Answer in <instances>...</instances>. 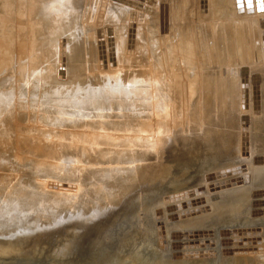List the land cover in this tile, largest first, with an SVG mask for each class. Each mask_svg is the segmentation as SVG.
Returning <instances> with one entry per match:
<instances>
[{
	"label": "bare ground",
	"instance_id": "obj_1",
	"mask_svg": "<svg viewBox=\"0 0 264 264\" xmlns=\"http://www.w3.org/2000/svg\"><path fill=\"white\" fill-rule=\"evenodd\" d=\"M107 1H110V6H107L109 3L106 5L103 18L109 24L108 26L100 27L95 22L82 26L79 20L78 7L83 3L85 5L84 7L96 13L95 11L98 7H103L104 0H0V39L6 36L10 43L17 44L14 50H10L6 47H1L0 40V48L4 51L0 54V145L2 148L5 147L7 142H10L16 132L10 123V119L13 116L10 108L12 105L15 106V102H17L15 101L16 98L25 94V91L32 96H35V91H42L43 94L52 96L47 99L51 100V102L55 101L57 103L56 107L58 106L57 110L56 107H53L55 103H51L54 104L52 108L48 104L50 109H55L54 117H52L53 113H49L52 115L50 117L47 112H44L45 110L42 111L36 108L37 112L33 111L35 108L33 102L37 100L38 96L35 97L36 99L34 98L35 100L32 98L33 101L31 103L33 104L30 106L33 107V110L24 112L27 109L21 111L20 107H18L21 114L30 122L28 128L30 127L31 129H29L38 135H44L43 133L45 131H49L50 135H55L58 138L63 135L64 127L69 126L70 132L68 134L70 133L74 136L71 142L72 145L77 147L80 139V143L83 144L82 148L84 147L86 151V160L88 163L95 161V165H84L86 166L85 170L102 166L104 163L102 160L108 156V153H110L109 148L111 147L105 142L106 137L109 136L108 138L112 139L120 138L112 137V133L115 130L117 132H132V134L130 133L131 135L126 136V143L124 144H130L132 142L134 144L133 146L141 144L139 140L140 136H136L137 133L141 135L152 134V139L147 141L144 146L146 155H152L161 152L164 138H169L171 145L174 147L177 146L175 145L177 138L189 140L190 136L183 135V132L188 131L194 134L200 131L206 134L207 137L214 136L215 131L211 125L217 123L222 124L221 130L218 129L217 131V136L223 144L222 148H225L227 136L232 133L231 129L235 127L231 128L233 119L230 115L231 112H229L231 109L222 113L216 108L219 103L217 104L215 101L221 97L225 99L227 95H230L229 105H231L232 112L237 115L235 117L237 126L238 124L243 125L242 128H238V131H240L239 136L245 138L247 134L249 135L251 129H257L258 126L256 124L264 121V112L251 111L255 115L254 117L250 114L251 109H246L247 105L245 103L247 102V97L245 98L244 95L246 92L244 88L246 87L247 89L248 84H264V75L261 73V69L264 67V0H188L189 2H186L181 10L180 7L178 10L174 9L169 15L167 9L162 5L163 0ZM133 19L135 21H132ZM141 21L146 23L145 25L147 26L143 36L141 34L143 31L141 29L142 27L137 24ZM237 25H242V27L246 28L244 32L248 38V46L246 47L244 55L238 53L233 57L235 58L233 59V63L235 64L230 68L223 69L221 67L226 66L223 64V59L217 60L218 62L215 63L213 62L212 65L214 66L211 65V60L208 59L210 63H201L200 66L197 63L198 57L200 58V51L196 50V45L200 43L202 50H206L209 46H207V42L209 44L212 43L210 39L213 35L209 33L211 29L214 30H212L214 33L218 34V30L222 28L226 37L233 38L236 35L235 29ZM83 35L88 36L84 37ZM228 43L230 42L228 41ZM210 51L212 52V50ZM87 54L91 57L88 64L85 63L87 65L84 67L80 66L79 63L75 65L76 60L80 62L82 56L86 60ZM211 56L213 57V55ZM104 59L106 63L104 64L106 67L105 71L103 70L104 67L101 68L102 70L99 69L100 61L103 63L102 60ZM256 59H259V61L257 65H254L252 62ZM194 61L198 64L195 66L200 69V72L194 69V71H191H196L195 73L185 77L183 74L184 71L188 70L189 65L194 63ZM129 66L137 67L142 76L138 75L124 79V68ZM76 68L84 69L87 75L86 78H93L95 85L85 83L83 79L78 77L74 73V69ZM10 69L12 73L9 71ZM227 69L233 70L230 73L233 74L231 77H227L229 74L224 72ZM201 70H207V72L201 73ZM96 71L102 72H99L100 75H97L96 73L98 72ZM211 71H216L217 75L211 76ZM135 73L133 72L132 74L135 75ZM164 73L171 75V82ZM16 75L18 76L17 80L15 79ZM65 77L68 78L63 80ZM196 77H202V87H200L197 96L193 98L191 97L192 95L190 96L188 94L190 92L187 89L195 86ZM167 82H170L169 84L172 87L173 95L172 110L168 114L170 115L169 125L166 123L163 124L161 116H158L159 118L154 121L141 122L139 119L142 118L140 115L143 112V107L150 100L153 99V101H156L154 103L158 108V113H162L159 112L161 107L167 106V101L163 106L162 101L159 103L160 93L159 97H153V95H158L159 91L152 93L149 89V86L153 83L168 85ZM172 83L176 87H173L171 85ZM180 84L183 87H180ZM16 86L19 91V93L18 91L16 92L18 96L15 93ZM124 86L127 87L125 88L126 90L120 88ZM159 90H161L160 87ZM164 92L166 91L164 90ZM20 98L23 100L24 97ZM22 100H18V102L20 103ZM222 102L225 108L226 106L228 107V102ZM43 103L38 102L40 105ZM152 103L151 101V105L154 104ZM28 104L26 103L25 107ZM222 104L221 106L223 107ZM88 107L91 108V110H88L90 112L87 114H84L86 112L82 113ZM222 107L219 109H222ZM27 108L29 109V107ZM69 108L71 110H68ZM114 108L118 109L122 122L113 121L112 119L114 118H110V112ZM153 109L155 110L156 107ZM145 111L147 114L149 110ZM131 113L135 114L138 119L136 118L135 121L126 123L125 120L129 121L128 119H130ZM73 116L85 117L84 119L75 118L69 124L67 121ZM148 117L147 119H149ZM200 122L204 125L206 124V128H201ZM119 125H122L120 129ZM56 126L60 128L58 133L54 130ZM114 126H116V129L113 128ZM130 127H135L137 130L134 132L132 129L130 130ZM165 130L168 133L166 137L162 136ZM18 132L20 134L19 136L23 134L20 133L21 131ZM14 137L12 139L13 141L15 139ZM24 137L27 136L24 135ZM30 140L28 143L26 142L27 146L31 143ZM34 140L36 141V139ZM50 141L55 143L56 140L51 138ZM100 143L102 146L99 149V153L93 155V151L95 152L99 148L98 145ZM92 146H94V150L91 148ZM172 146L169 149H173ZM126 147L127 145L124 146L125 151ZM188 147H190V144ZM22 149L26 150V147H22ZM121 150L115 151V154ZM31 151L28 150V153L26 152L23 156L34 161L33 164L36 167V171L32 172V176L38 178V180L36 182H30L29 186L23 190L25 194L19 202V210L14 212L13 217L7 218L5 216L0 218V222L5 223L8 221L9 223L7 224H11L6 227L3 226V223L0 224V237L5 239L10 240L11 237L14 236L17 238L18 236L21 238V241L18 239V243L28 245L27 240L23 238H32V235H42L41 233H44L43 231L49 233L52 230L60 233L62 236L61 240L54 239L57 242L53 244L57 248H61L66 243H71L76 246L80 244L83 246L87 242L88 247L93 246V244H98L102 249L109 251L107 254L108 260L115 261L119 255L117 256V252H114L115 254L111 252L112 250L116 251V245L113 243H123L124 246L122 248L125 247L128 250L131 247L137 246L132 239L140 235L139 230L142 229V224L150 222L151 220L149 219H152L155 215L154 213L157 210L159 211L160 206L167 202V200L171 202L167 197L169 192L168 184H163L161 190L157 191L155 189L156 184L151 179H145L146 173L144 172L143 177H140L142 175L141 173L139 177H133V179L125 181L126 183L118 182V186L121 188L116 190L115 194L111 192L109 195L111 197L110 205L114 204L113 209L117 211L115 214L108 213L112 212L107 210L108 208L106 210L98 209L99 206L97 205L99 201L94 200V198V201L90 200L86 202L92 201V206H86L85 203L81 207L73 198L63 196L65 191L71 192L73 190L68 188L61 191L59 189L64 184V180L60 178V175L58 179L60 178L61 180L54 181L50 177L52 172H47L49 169L43 172L39 171L46 167L43 164L46 158H33L31 157V153H29ZM174 151L175 148L173 149ZM54 154L53 152L50 155ZM16 158L19 157L16 156ZM96 160L100 161V163L97 164ZM63 161L65 162L66 160L64 159ZM43 165L45 167L42 168ZM62 167L64 166L62 165ZM68 169L66 172L69 171ZM82 174L84 177H90L91 175V173L87 172ZM262 177H264V174ZM102 180L100 181L102 182ZM261 181V179H258L253 184H246L233 189H228L231 185L229 182L216 183L210 185V188L198 192L196 196L188 197L187 201H183V204L185 206L188 205L187 210L190 211L191 209L194 215L181 223L183 229L186 231H183L184 233L180 231V233L178 232L179 235H176L174 232L175 229H172L174 223L166 226L165 220H162L160 223L156 222V220H161L160 217L156 220L152 219L151 226L159 230L160 234L150 235L147 242L142 241V246H148V249L149 246H152L159 253L170 252L172 257L176 254L175 252L178 248H182L184 251L191 249L193 253H197L196 256L205 253L212 256L218 254L220 250L218 248L223 241H231V238L235 235L237 238H240L242 232H247L243 228L244 220H247L250 222L249 225H246V227L248 226V231L254 233L248 246V250H250L248 256L252 253L251 249L257 250L264 261V185H261ZM94 182L93 184L95 185L96 183ZM57 185L59 187L55 188ZM212 191L218 192L212 193ZM33 192L36 193V196L28 197ZM90 192L94 194L95 198H103L109 190L94 189ZM120 199H122V204L118 203ZM3 205L0 203V217L6 214L3 210L7 207ZM10 206L8 205V207ZM94 206L97 208L93 209L94 211L90 210ZM25 207H31V212L25 211L24 216H22ZM84 207H86L85 210ZM80 216L90 217V222H84L86 224L84 228L87 231L85 235H80L81 231L78 230L81 226L78 219ZM91 217L93 219L96 218V220H93ZM99 220H104L107 223L100 224ZM242 220L243 222H241ZM134 224L139 232L135 236L131 232L126 233V227ZM8 227L14 231L22 228V231L17 234H12V236L8 235L9 237H7L3 233ZM201 231L205 233H199ZM204 236H207L208 239H203ZM162 237H164L167 244L155 242L158 239L161 240ZM181 237L184 239L179 241ZM130 238L131 240H129ZM130 241L132 243L134 242V245L128 244L131 243ZM36 242L38 241L36 240ZM112 245L115 247L109 248ZM197 248L199 250H196ZM8 253H0L1 262L5 261L7 257L16 256L9 264H47L43 260L26 261L28 259L26 258L27 255H22L12 250L8 251ZM218 256H221L220 253ZM52 262L53 264L55 263L54 261ZM76 262L77 260L74 261V263Z\"/></svg>",
	"mask_w": 264,
	"mask_h": 264
},
{
	"label": "rangeland",
	"instance_id": "obj_2",
	"mask_svg": "<svg viewBox=\"0 0 264 264\" xmlns=\"http://www.w3.org/2000/svg\"><path fill=\"white\" fill-rule=\"evenodd\" d=\"M163 1L164 2L162 5L164 6V8L167 9L168 15L171 14L172 10H174V9L178 10L179 7L181 10L185 6V3L189 2L188 0H163ZM104 2L105 3H103V7H101L102 10L100 7H98V9L100 8V10L97 9L95 11L96 13H93L94 11H91L89 8L87 9V7H84L85 5H83V3L81 6L78 7V9H79V20H80V23L82 24V26L87 25V23L90 24L93 22L98 24L100 27L108 26L109 23H107L104 20L103 13H104V10H105L106 5L108 3L109 4L107 6L108 7L110 6V1L104 0ZM92 19H93V21H92ZM90 20H91V22H90ZM132 21H135V20L133 19ZM137 24L141 25V27H142L141 29L143 30V31L141 30L142 31L141 34L143 36L145 34L144 31L147 28V26L145 25L146 23L141 21L140 23H137ZM212 30L213 29H211L209 31V33L210 34L212 33L213 39L212 38L210 39L212 41L211 44H209L207 42V46L209 45L207 47L208 49L206 48V50L203 51L202 47H201L202 45L200 43H198V45H196L197 46L196 50L200 51V52L198 51L200 58L203 57L202 59H200L198 57V60L196 59L197 63L201 66V63H210V61H208V59H209V60H211V65H212L213 62L215 63V62H218L217 60L223 59L224 60L223 64L226 66H221V67L223 69L227 68V67L230 68L233 64H235V63H233V59H235L233 57H235L238 53H242V55H244V53L246 52V47L248 46V40H247L248 38L244 32L246 30V28L242 27V25H239V26L237 25L236 29H235L236 35L233 36V38L226 37L222 31V28L220 30H218V34L214 33L213 32L214 30L213 31ZM5 35H6V33H5ZM86 36H88V35H86ZM86 36H84V37H86ZM0 40H1V44H2L1 47H6L10 50L11 49L14 50L15 45H17L14 43H10V41L6 38V36L1 37ZM26 40H27V38H26ZM243 40H244V42H243ZM89 41H92V40H89ZM228 41L230 43H228ZM235 41H236V43H235ZM210 50H212V52ZM3 52L4 51H2L0 48V54H2ZM201 52H203L202 53V55L204 54L203 56L201 55ZM83 55H85V54H83ZM211 55H213V57ZM207 56H208V58H207ZM199 59L201 60L200 63H199V61H200ZM90 60H91V57L89 56V54H87L86 60H85V57L82 56V58L80 59V62H79V60H76L75 65H77V63H79L80 66L84 67L85 65L88 64V62ZM102 61H103V63L100 61L99 69L102 70L101 68L104 67L103 70L105 71L106 70V67L104 65V64H106L105 59ZM258 61H259V59H256L252 63L254 65H257ZM85 63H87V64H85ZM101 63L103 64V66H101L102 65ZM197 63L194 61V63L189 65L188 70L184 71V73H183L185 75V77H187L188 75L191 76L193 73H195L196 71L192 72V71H194V69L200 72V69L196 68V66H195ZM212 66H214V65H212ZM131 67L134 69L132 70ZM125 68H124L125 71H123V78L124 79H128V78H131L133 76H138V75L142 76L139 73L137 67H135V66H129V67H125ZM135 68H136V70H135ZM9 71L12 73L11 69ZM231 71H233V70L227 69V71H224L226 74H229L227 77H231V75H233V74H230ZM261 71H262L261 73H263V75H264V67H263V69H261ZM96 72H98V71H96ZM99 72H102V71H99ZM99 72L96 74L100 75ZM133 72L134 73L136 72L135 75L132 74ZM189 72H190V74H189ZM204 72H207V70H201V73H204ZM211 72H212V73H210L211 76L217 75L216 71H211ZM74 73L78 77L83 79L85 81V83L95 85V80L93 78H86L87 75H86L84 69H77L76 68V69H74ZM164 75L167 76V79L169 78V80L171 82V75L170 74L168 75V73H166V74L164 73ZM66 78H68V77H65L63 80H65ZM15 79L16 80L18 79L17 75L15 76ZM228 79H226V80H228ZM223 80H225V79H223ZM170 82H167L168 83V85L166 84L167 87L165 84L161 85V84H157V83H153L152 85L149 86V89L151 90L152 93L159 91L158 95H153V97L157 98L161 94V97L158 99L159 103H161V101H162V106L165 105L166 103H167L166 104L167 106H164L165 108L161 107V109H160L161 111L159 110V112H162V113H158V110H157L158 108L154 103L156 101H153V99L150 100V102H148V104L145 107H143V112H141L140 116L143 119L144 118L145 119L144 120L142 118L139 119L141 122L154 121L157 118H159L158 116H161L163 124L166 123L169 125L170 115H168V114L171 112L172 105H173V95H172V90H171L172 87H170V84H169ZM16 83H18V81H16ZM201 83H202V77H196L195 86L187 89L188 92H190L188 94L190 96L192 95L191 97L194 98L197 96L200 87H202ZM171 85L173 87H176L175 84H173V83ZM253 85L251 83L248 84V87H247L248 90L246 89V87L244 88V90H246L244 95H245V98L247 97V102L245 103V105H247L246 109L247 108H248V110L251 109L250 114L255 117V115H253L252 112H254V111H256V112L261 111L262 113L264 112V84L259 83V84H255L254 86ZM151 86H153V87H151ZM158 86L160 87L161 90H159ZM238 86H236V87H238ZM161 87H163V88H161ZM180 87H183V86L180 84ZM251 87H252V90H251ZM120 88L125 89L127 87L124 86V87H120ZM255 88H257L256 91H255ZM17 89H18V87L16 86L15 93L18 91ZM125 90H123V91H125ZM164 90L168 94L166 92H164ZM258 91H260V93H258ZM18 93H19V91H18ZM18 93H16V96H18ZM34 93H35V96L34 95L32 96L31 94H27V92L25 91V94H22L21 96H18L17 98L15 97L16 98L15 101H17V102H15L17 104V105L15 104V106H17V107L15 108V106L12 105V107L10 108V112H12L11 114L13 115L12 118L10 119V123H11L12 127L15 128V131L17 132V133L16 132L14 133L15 137L12 136V139H13V137L15 139L16 138L17 139L16 140L14 139V141L11 139L10 142H7L5 144L4 148H2V146L0 145V203L4 204L3 206L7 207L5 210H3V212H6V214L4 216L1 215L0 218L5 217V216L7 218L13 217L14 212H17V210H19V202L25 194L23 192V190L29 186L30 182H32V181L36 182L38 180V178H34L32 176V172L36 171V167L33 164L34 161L23 156L26 152L28 153V150L33 151V152L32 151L29 152V153H31V157H33V158H37V159L38 158H40V159L46 158L45 162H43V164L46 167L43 165L42 168L43 167H45V168L43 170H39V171L43 172L44 170L47 171L49 169L47 172L48 173L52 172L50 175L51 180L56 181V180L63 179L64 184L61 187H59L57 185V186H55V188L59 187V189L61 191L63 189H68V188L73 190L71 192L65 191V194L63 196L73 198L78 204H80L81 207L87 201L98 200L99 201V204L97 205V206H99L98 209L106 210L108 208L107 210L112 211V212H108V213L115 214L117 211H114V209H113L114 204L110 205L111 197H109V195L111 194V192L113 194H115L116 190H119L121 188L118 186V182L123 183L125 181L133 179V177H137V176L139 177L141 175V173H142V175L140 177H143L144 172L146 173L145 179H147V180L151 179L156 184L155 189L157 191L161 190V186L163 184H168L169 192L167 194V197L170 199L171 202H169L167 200V202H165L163 205H161L159 208V211L157 210L154 213L155 215L152 217V219L156 220L158 217H160L161 220L160 221L156 220V222L160 223V222H162V220H165L166 226L167 225L169 226L172 223H174L172 229H175L174 232L176 233V235H179L180 231H182V232L186 231L183 229V227H182L183 225H181V223L185 222L186 220H188L190 217H192L194 215L193 211H191V209H190V211L187 210L188 205L185 206L183 204V201L184 200L187 201L188 197L190 198V197L196 196L198 194V192L204 191L205 189L210 188V185H214L216 183L221 184L222 182H229V184H231L230 187H228V189L241 187V186H244L246 184H253V182L255 180H258V179H261L262 180L261 185H264V182H263L264 177H262V175L264 174V127H263L264 121H260L259 122L260 124H256L258 126L257 129L256 130L251 129V132L249 131V135L247 134V136L245 138L239 136L240 131H238V128L239 127L242 128L243 125L238 124V126H237V121L235 118V117H237V115L234 112H232L231 105H229L230 104V98H229L230 95H227L225 99H224V97H221L220 99L218 98L215 101L217 104L218 103L220 104V105L218 104V106L215 105L216 108H218V110L220 112L224 113V111L227 112L229 109H231V110H229V112H231L230 115L232 116L231 118H233V119L231 122L232 126L231 125L230 126H231V128L235 127L233 129H231L233 134L230 133V135L228 134V136H227V142H225V148H222L223 144L221 143V140H219V138L217 136V131H218V129L221 130L222 124H217V123L211 125V127L215 131V134H214L215 138H214V136H209V135H208L209 137H207L206 134H203L200 131H197V133L192 134L191 132H188L186 130L187 132H185V133L183 132L182 134L183 135H189L190 136L189 140H183V139L177 138L176 144H175L177 146L174 147L171 145L169 138H164L163 143H162L163 149L161 150V152L158 154H152V155H150V154L146 155V151H145V147H144L146 145L147 141L152 139V134L141 135L140 133H137L136 136L137 135L140 136L139 140H140L141 144L137 145V146H133L134 144L132 142H130V144H128V143L124 144V143H126V136L131 135L132 132H130V131H129V133H127L126 131H118L117 132V130H115V131L113 130L114 132L112 133V135H113L112 137L113 138L120 137V138L119 139H112V138H108L109 136L106 137L105 142L111 146L109 148L111 151L108 149L110 153H108V156L105 157L106 159L103 158L102 162H104V163L102 164V166H96L95 168L93 167L90 170H85L86 166H84V165H87V164L95 165V163H94L95 161L88 163V161L86 160V151L84 150V147L82 148L83 144L80 143V139H79V143H78V146L80 145L79 147L72 145L71 142H72V138H74V136H72L70 133L68 134V132H70L69 126L64 127L63 135H61L58 138H56L55 135L54 136L50 135L49 131L48 132L45 131L43 133L44 135H38V134L34 133L33 131H31L30 127H29L30 129L28 128L30 122L28 120H26V117L24 115L21 114V112L18 110V107H20L21 111H24L25 109H27L28 111L25 110L24 112H29V111L33 110V107H31L30 105H32L34 103L35 108L33 111L37 112V109L38 110L40 109L42 111L45 110L44 112L45 113L47 112V114L53 113V116L49 114L50 117L55 116L54 115L55 114L54 108L56 107L57 103L55 101L51 102V100L47 99V98H50L52 96H49L47 94H43L42 91H39V90L35 91ZM193 95H195V96H193ZM36 96H38V98L40 100L38 98H37V100H35ZM257 96L258 97L260 96V97L258 98ZM20 97H22V98L24 97L26 99L24 100V98H23V100H22ZM32 98L33 99L35 98L34 99L35 101L33 103H31L33 101ZM222 98H223V100H221ZM18 100H22L23 102L21 101L19 103ZM218 100H221V101H218ZM151 101L154 103V104L153 103L152 104L155 105L154 107H156L155 110H157V111H155L153 109L154 107H152L153 105H151ZM222 101L228 102V104H227L228 107L225 105L226 106V108H225L224 104H222L223 103ZM38 102H40V103L44 102V103L41 104L42 105L41 106L40 104H38ZM26 103L27 104L31 103V104H28L25 107ZM51 103H55V105L51 104ZM19 104H20V106H18ZM48 104L51 105L50 106L51 108H52V105H54L53 106L54 108L50 109ZM221 104L223 105V107L221 106ZM45 105H47V106H45ZM27 107H29V109L30 108L31 109L29 110ZM151 107H152V109H151ZM221 107H222V109H219ZM46 108H47V111H46ZM56 109L58 110V106L56 107ZM68 110H71V108H69ZM88 110H91V108L88 107L87 109L83 110L82 113L86 112L84 114H87L90 112ZM145 110H147V111L149 110L147 112V114H146ZM110 113H111L110 118L111 119L114 118V119H112L113 121H118V122L121 121L122 122V120L120 119L121 117H119V113H118L117 108L112 109V112H110ZM148 115H149V117H148ZM146 116L149 119H147ZM84 117L80 118L78 116H76V117L73 116L67 122L69 124H71L73 122V119H75V118L84 119ZM136 118H137V116L135 114L131 113L130 119H128L129 121L125 120V122L126 123L133 122V121H135ZM125 122H124V124H126ZM26 124H27V127H26ZM200 126H201V128H203V127L206 128L207 125L206 124L204 125L203 123H201ZM121 127H122V125H119V129ZM113 128L116 129V126H114ZM131 129L134 132L137 130L135 127H132V128L130 127V130ZM24 130H26V131H24ZM54 130L57 131V133H58L60 128L58 126H56L54 128ZM18 131H21L20 132L21 134L23 133L22 134L23 136L21 135L22 137L19 136L20 134ZM24 135L27 137H24ZM167 135H168L167 130H165L164 135H162V136L166 137ZM240 135H241V133H240ZM20 138H22L21 139L22 142H21ZM40 138H41V141H43V142L40 141ZM51 138L56 140L55 143H52L50 141ZM200 138H202V139H200ZM29 139H31L30 140L31 143H29L27 146L26 144L29 142ZM34 139H36V141ZM213 139H214V141H213ZM23 140H25V141H23ZM32 140L34 141V144H33ZM198 140H200L199 143H197ZM240 140H241V143H240ZM18 141H20V142H18ZM186 142H188V143H186ZM190 142H192V143H190ZM218 142H220V143H218ZM210 143H211V145H210ZM31 144H32V146H31ZM44 144H46V145H44ZM189 144H190V147H188ZM219 144L221 147L219 146ZM126 145H127V147H126V151H125L124 146H126ZM186 145H188V146H186ZM98 146H99V148L96 149L95 152L93 151V155L96 153L97 154L99 153V149L102 146V144L100 143ZM171 146L173 149L175 148L174 152H173V149H169ZM184 146H186V147H184ZM240 146H241V148H240ZM22 147L23 148L26 147V150L22 149ZM91 148H93V150H94V146H92ZM39 149H41V150H39ZM113 149H115V150L113 151ZM119 149H122V150L120 152H118L117 154H115ZM39 151H40V153L37 154V152H39ZM53 152L55 154L50 155ZM20 153H23V154H20ZM17 154H19V155H17ZM16 156L19 158H16ZM64 159L66 160L65 162L63 161ZM58 162L59 163L61 162V163L59 164ZM66 163L69 164V165L67 164L68 167H67ZM96 163L99 164L100 161L96 160ZM114 163H116V164H114ZM58 165H59V167H58ZM62 165L64 167H62ZM70 165H71V167H69ZM126 167H128V168L126 169ZM68 168H70V169H68ZM67 169L69 171L66 172ZM110 171H112V172H110ZM132 171H134V172H132ZM85 172L91 173L90 177H87V176L84 177V175L82 173H85ZM106 172L108 173V177H107ZM57 173H58V175H57ZM61 173H63V174H61ZM109 173H111V174H109ZM59 175H60L61 179L60 178L58 179ZM121 176H123V177H121ZM109 179H112V180L109 181ZM100 180H102V182ZM96 181L97 182L99 181V182L97 183ZM93 182L96 184L94 185ZM101 186H103L104 188ZM94 189H107V190H109V192H106L107 193L106 195L103 194L105 196L103 198H95L94 194L90 192L91 190L93 191ZM130 189H131V187H130ZM218 191H212V193L218 192ZM222 193H224V192L222 191ZM209 194H211V192H209ZM33 196H36L35 192L28 195V197H33ZM93 198H94V200H93ZM92 201L86 203V206H92V204H93ZM118 203L122 204L123 203L122 199H120V202H118ZM8 205H11V206L8 207ZM30 208L31 207H25V210L23 211L22 216H24L25 211L31 212ZM96 208L97 207L94 206V207H91L90 210L94 211L93 209H96ZM85 209H86V207H84V210ZM90 213H92V212H90ZM165 216H167V218H165ZM89 218H90L89 216L78 217V219L81 223V226L78 229L81 231L80 235H85V233H87V231L84 227H86L85 223H87V221L90 222ZM152 219H149V220L153 221ZM93 220H96V218H94ZM151 221L142 224V226H141L142 229L140 228L141 230H139L140 233L137 231L135 224L134 225H128L126 227V233L131 232V234L133 236H135V234L137 235L138 233L140 234L138 236H135V238L132 239V241H135V244L137 246L131 247V249L129 248V250H128V249H125V247L122 248L124 246L123 243H120V242H117V244L113 243L114 245H116V247L112 245V246H109V248L115 247L116 251L115 250H112V251L110 250V251L113 253L117 252L118 253L117 256L119 255V257L115 261L108 260L107 254L109 251H106V249H102V247L99 246L98 244H93V246L91 245L90 247H88L87 242L83 246L80 245L79 243H78L79 246L72 245L71 243H66L61 248H57L53 244V243L57 242L54 239L61 240L62 236L60 235V233H58L56 231H52V230L49 233H46L45 231H43L45 234L41 233L42 235H40V234L32 235V238H26V237L23 238L24 240H27L26 242H28V245L18 243V239L21 241V238L18 236H17V238L13 236L10 238V240L5 239L3 237H0V251L3 250L0 253L9 254L8 251L12 250L13 252L21 253L22 255H27L26 258H28V259L26 261L43 260L47 264H53L52 261L55 262L54 264H73L74 261H76V260H77V262L74 264H78V262H79V264H264L263 258L261 257L260 253L257 250H253L250 248L252 253L250 252L251 255L248 256V252L250 251V250H248V246H249L251 239L254 236V233H252V232L250 233L248 231V228H247L248 226L246 227V225L247 224L249 225L250 222L247 220H244L245 222L243 225V228L247 232H242L240 238L239 237L237 238L235 235L234 237L231 238L232 239L231 241H229V240L223 241L220 244L221 246L218 248L220 250H219L218 254H216L217 256L216 255L211 256L208 253L198 254L196 256L197 253H193L191 251V249L188 251H184V249L178 248V250H176V252H175L176 254H174V257H172V254L170 252L159 253L152 246H149V249H148V246H142L143 245L142 241L147 242L149 240L148 238L150 237V235L160 234L159 230H156L155 227L151 226V224H150ZM241 222H243V220ZM1 223H3L4 227L11 225V224H7V223H9L8 221H6L5 223L0 222V224ZM99 223L100 224H106L107 222H105L104 220H99ZM239 225H241V223H239ZM148 226H149V228H148ZM154 228H155V230H154ZM17 230H18V232H17ZM257 230H258V228H257ZM20 231H22V228L16 229L14 231L13 229H9V227H8L6 229V231H4L3 235L9 237V236H12V234L19 233ZM189 231H191V230H189ZM141 233H142V235H141ZM199 233L204 234L205 232L201 231ZM125 237H126V234H125ZM205 238L208 239L207 236L203 237V239H205ZM183 239L184 238L181 237L179 239V241H181ZM36 240L38 242H36ZM126 240H127V238H126ZM129 240H131V238ZM175 241H178V240H175ZM155 242L159 243V244H160V242H161V244L162 243L167 244L164 237H162L161 240L158 239V241H155ZM137 243H139V244H137ZM45 244H47L48 246ZM128 244L134 245V242L133 243L131 242ZM195 245H197V244H195ZM235 248H236V250H235ZM160 249H161V247H160ZM196 250H199V248H197ZM233 250H235V251H233ZM189 251H191V252H189ZM198 253H200V252H198ZM219 253L221 256H218ZM89 256L90 257L92 256V258H90ZM187 257H188V259H187ZM249 257H251V258H249ZM13 258H16V256L7 257V259L5 261H3V262L0 261V264H9L10 262L13 261Z\"/></svg>",
	"mask_w": 264,
	"mask_h": 264
}]
</instances>
